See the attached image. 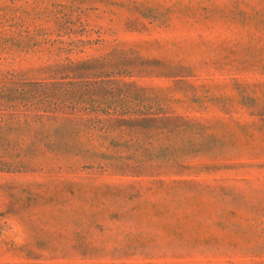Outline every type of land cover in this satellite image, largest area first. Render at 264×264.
Wrapping results in <instances>:
<instances>
[{"label": "rangeland", "instance_id": "374dc122", "mask_svg": "<svg viewBox=\"0 0 264 264\" xmlns=\"http://www.w3.org/2000/svg\"><path fill=\"white\" fill-rule=\"evenodd\" d=\"M0 264H264V0H0Z\"/></svg>", "mask_w": 264, "mask_h": 264}, {"label": "trees", "instance_id": "16d2710c", "mask_svg": "<svg viewBox=\"0 0 264 264\" xmlns=\"http://www.w3.org/2000/svg\"><path fill=\"white\" fill-rule=\"evenodd\" d=\"M37 111H40L42 113H55L56 112V110H48L47 108H43V109L37 110ZM36 116L43 117V116H48V115L40 114V115H36Z\"/></svg>", "mask_w": 264, "mask_h": 264}]
</instances>
